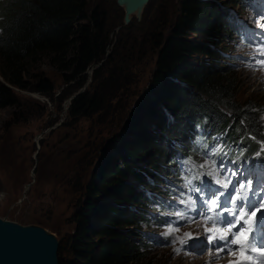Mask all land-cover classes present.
I'll list each match as a JSON object with an SVG mask.
<instances>
[{
    "label": "trees",
    "instance_id": "16d2710c",
    "mask_svg": "<svg viewBox=\"0 0 264 264\" xmlns=\"http://www.w3.org/2000/svg\"><path fill=\"white\" fill-rule=\"evenodd\" d=\"M221 1L249 10L256 1L262 2ZM87 5V0H0V109L16 105L15 89L32 86L41 94L53 91L46 79L30 82L44 59L67 87L74 88L64 90L60 101L83 86L93 67L92 80L97 83L71 99L70 116H88L103 108L105 91L116 90L117 82L103 73L111 57L105 60L106 12L99 5L88 12ZM242 31L243 24L218 1L180 0L174 23L155 39L154 69L129 112L127 130L112 136L109 147L101 149L84 200L74 211L75 230L59 239V264H149L143 253L147 246L141 225L149 222L144 216L149 215L154 224L164 222L166 214L150 212V204L160 202L161 211L170 207L160 197L178 189V163L195 160L207 150L198 143L201 137L207 146L223 137V149L235 161L241 158L264 170L260 111L251 100H234L231 69L219 64L224 56L220 41ZM191 34L205 42L192 41ZM193 54L207 59L194 61ZM171 175L176 178H168Z\"/></svg>",
    "mask_w": 264,
    "mask_h": 264
},
{
    "label": "rangeland",
    "instance_id": "374dc122",
    "mask_svg": "<svg viewBox=\"0 0 264 264\" xmlns=\"http://www.w3.org/2000/svg\"><path fill=\"white\" fill-rule=\"evenodd\" d=\"M215 1L231 17L243 22L246 29L241 36L220 41L218 47H222L225 56L219 64L231 69L230 74L236 83L232 93L234 100L239 103L253 101L264 125V6L253 11L242 5L233 6V2ZM87 4L88 12L95 5L106 12L109 45L105 60L111 57L103 67V73L112 83L117 82L116 90L107 88L105 91L103 108L88 116H70L68 106L73 96L93 89L97 83L92 80L93 67L86 72L83 86L60 101L64 90L74 88L67 87L44 59L37 64L30 82L46 79L53 84V91L41 94L32 86L23 91L15 89L16 105L0 109V217L24 225H40L54 233L58 240L74 232V211L84 200L85 186L89 183L100 151L109 147L112 136L127 130L129 112L146 89L154 69L157 55L155 39L157 35L168 32L180 10V0H150L139 19L132 16L131 21L125 24L124 9L116 0H87ZM190 38L194 42H205L196 34H191ZM209 45L214 47L211 43ZM192 56L194 61L207 59L205 55ZM110 94H116V97L110 99ZM261 143L264 147V142ZM221 147L222 140H219L213 150L207 151L203 157L195 155L191 164H180L182 172L178 173L176 182L179 189L168 197H161L172 204L170 207L161 211L160 202L150 204V212L157 216L166 214L167 217L165 224H154L149 215L144 216L149 222L141 225L142 240H146L147 246L143 253L149 264H251L242 254L240 246L253 244V237L260 229V214L264 212V172L258 167L250 170L243 162L232 164L225 157H215L214 152L223 150ZM147 161L146 158L140 163L146 165ZM200 165L204 166L201 168ZM187 166L198 171L196 176L200 175L192 179V186H197L196 182L202 177V180L208 178V182L219 190L208 199H216L221 192L228 191L236 196V190L245 185L244 191L249 197L252 191L259 194V202L254 209L247 210L240 208L241 201L237 200L238 210L234 214L223 211V206L215 208L208 215L222 213L232 223H235L233 215L239 216L240 211L247 214L231 232L227 223L214 226L211 220L204 218L201 194L190 191V186L186 185L185 177L192 178L194 174H187ZM210 171L216 174L208 175ZM249 183L251 190L247 187ZM225 184H228L227 189ZM189 197L196 202L195 210H186V204L181 202ZM104 198L101 196L100 200L104 202ZM227 207H233L230 197ZM185 211L184 219L176 216L177 212ZM241 226L244 234L239 236V243L234 244L231 251H219L208 244V235H227L230 240L236 239L232 232H238ZM206 228L212 231L206 232ZM166 232L169 233L167 236L164 235ZM185 233L203 241L202 250H192L189 245L193 240L185 237ZM154 236L158 240L150 241V237ZM181 240L187 243L182 245ZM215 243L222 246L224 241ZM177 248L181 251L176 252ZM231 254L233 260L230 259Z\"/></svg>",
    "mask_w": 264,
    "mask_h": 264
},
{
    "label": "water",
    "instance_id": "95a60500",
    "mask_svg": "<svg viewBox=\"0 0 264 264\" xmlns=\"http://www.w3.org/2000/svg\"><path fill=\"white\" fill-rule=\"evenodd\" d=\"M148 1L116 0L124 9V23H129L132 16L139 19ZM58 246L55 234L44 227L0 217V264H59Z\"/></svg>",
    "mask_w": 264,
    "mask_h": 264
},
{
    "label": "snow or ice",
    "instance_id": "6c2138e0",
    "mask_svg": "<svg viewBox=\"0 0 264 264\" xmlns=\"http://www.w3.org/2000/svg\"><path fill=\"white\" fill-rule=\"evenodd\" d=\"M264 42V41H262ZM217 151H220V149H217ZM187 163L191 164V160L187 161ZM207 163V162H206ZM204 165H200V167L202 168ZM193 167H195V165H193ZM215 172H209L208 175H215ZM197 176L194 173L192 178L189 177H185V182L186 185L190 186V191L193 192H198L201 194V204L204 206V218L206 220H211L213 225L215 226V224L217 223H227L229 224V229L228 231H232V229L236 228L237 225H240L241 220L244 219V217L246 216V212L245 211H240L239 212V216H235L233 215V219H235V223H232V220L229 219L228 217L224 216L222 213H216L214 216H210L208 215V213H212L214 211L215 208L217 207H221L223 206V211H227L229 213H235L238 210L236 201L240 200L241 204L239 205L240 208L243 209H247V210H252L255 208L256 203H258V193L255 191H252L251 196L249 197L248 193L244 191L245 185H241L240 189L236 190L237 191V195L236 196H232L231 192H221L220 196H218L216 199H208V197H211L213 195H215V193L217 191H219L218 189L214 188L211 184L208 183H204L202 182L201 185L199 187L197 186H192V179H196ZM219 183V181H217ZM230 183V182H229ZM248 189L251 190L252 189V185L251 183H249L247 185ZM257 187H261V185L257 184ZM224 188L227 189L228 188V184L224 185ZM231 198V200L233 201V207L232 208H228L227 207V202H228V198ZM182 203L186 204V210H195L196 209V202L193 201L191 199V197H189V199L187 201H181ZM256 211H260L259 209H256ZM255 213H253L254 215ZM186 215V211L185 212H177L176 216L184 219ZM190 219V218H189ZM260 229L257 232V234L253 237V242L254 243H259L261 245L262 248H264V212H261L260 214ZM206 232H211V229H205ZM169 233H164L165 236H167ZM244 234V228L241 226L238 229V232H232V236L236 237V239H229V237L227 235H220V236H213V235H208L207 236V241L208 244L210 246H214L217 247L219 251H223L225 249L231 251V248L234 244H238L239 243V236ZM185 237L191 238L193 240L192 244L189 245V247L192 250H202V247L204 246V242L196 239V238H192L191 233H185ZM216 241H224V244L221 246L217 243H215ZM187 241L185 240H181V244L184 245L186 244ZM176 252L181 251L180 248L175 249ZM230 264H232V262H230Z\"/></svg>",
    "mask_w": 264,
    "mask_h": 264
},
{
    "label": "bare ground",
    "instance_id": "6f19581e",
    "mask_svg": "<svg viewBox=\"0 0 264 264\" xmlns=\"http://www.w3.org/2000/svg\"><path fill=\"white\" fill-rule=\"evenodd\" d=\"M235 254H236V253H235ZM229 256H230V255H229ZM232 256H233V254H231V257H230V259H231V260H233V259H234V256H233V259H232ZM243 256H244V255H243ZM262 256H263V255H260V258H262ZM242 258H244V259H245V257H242ZM230 259H229V260H230ZM245 262H246V261H245Z\"/></svg>",
    "mask_w": 264,
    "mask_h": 264
}]
</instances>
